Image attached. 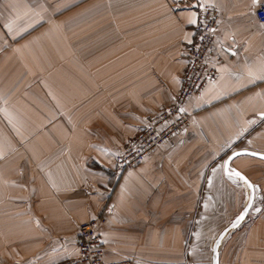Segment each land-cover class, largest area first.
<instances>
[{
    "label": "crops",
    "instance_id": "1",
    "mask_svg": "<svg viewBox=\"0 0 264 264\" xmlns=\"http://www.w3.org/2000/svg\"><path fill=\"white\" fill-rule=\"evenodd\" d=\"M261 3L0 0V264L77 257L80 223L100 216L108 261L213 264L250 196L226 157L264 153ZM207 6L218 74L187 101L189 125L118 175L116 154L175 99ZM231 165L255 199L219 264H264V160Z\"/></svg>",
    "mask_w": 264,
    "mask_h": 264
},
{
    "label": "built area",
    "instance_id": "2",
    "mask_svg": "<svg viewBox=\"0 0 264 264\" xmlns=\"http://www.w3.org/2000/svg\"><path fill=\"white\" fill-rule=\"evenodd\" d=\"M258 20L264 23V3L256 11ZM220 20L214 6L202 9L195 36L188 52V63L181 87L168 106L152 115L143 129L116 154L114 171L121 175L140 165L157 147L171 142L190 123L191 114L185 109L187 101L202 93L205 86L218 74L212 62L216 50V29ZM106 217L85 220L79 225L76 243L79 255L54 264H136L134 259L108 261L99 232Z\"/></svg>",
    "mask_w": 264,
    "mask_h": 264
},
{
    "label": "water",
    "instance_id": "3",
    "mask_svg": "<svg viewBox=\"0 0 264 264\" xmlns=\"http://www.w3.org/2000/svg\"><path fill=\"white\" fill-rule=\"evenodd\" d=\"M236 153H240V155H251V153H256L257 155H251L254 157H258L260 159L264 160V153L262 152H258V151H253L250 149H237L232 151L225 160V172L230 175V172H239L243 177L246 178V180L248 181L247 185L249 187L250 190V196L248 199L247 204L244 206V208L242 209V211L233 219V221L218 235L217 239L214 242V246H213V255H212V263L213 264H219V248H220V244L223 240V238L226 236V234L236 228L237 226H239L247 217L254 199H255V185L254 183L251 181V179L244 174L242 171H240L239 169H235L232 165H231V161L235 158L238 157L240 155H235ZM230 176H235V175H230ZM237 177V176H235ZM239 178V177H237ZM240 179V178H239ZM241 180V179H240ZM244 182V180H242ZM245 183V182H244ZM251 185V186H250ZM243 216V219H240V217Z\"/></svg>",
    "mask_w": 264,
    "mask_h": 264
},
{
    "label": "snow or ice",
    "instance_id": "4",
    "mask_svg": "<svg viewBox=\"0 0 264 264\" xmlns=\"http://www.w3.org/2000/svg\"><path fill=\"white\" fill-rule=\"evenodd\" d=\"M253 2L255 3L256 0H253ZM191 23H195V20H191ZM262 116H264V114H262ZM235 155H240V153H236ZM251 155H257L256 153H251ZM230 175H235L237 177H239L241 180H244V182L247 184L248 181L246 180L245 177H243L239 172H230ZM251 186V185H250ZM240 219H243V216L240 217Z\"/></svg>",
    "mask_w": 264,
    "mask_h": 264
},
{
    "label": "rangeland",
    "instance_id": "5",
    "mask_svg": "<svg viewBox=\"0 0 264 264\" xmlns=\"http://www.w3.org/2000/svg\"><path fill=\"white\" fill-rule=\"evenodd\" d=\"M249 217H246V219L242 222L243 224H245L248 221Z\"/></svg>",
    "mask_w": 264,
    "mask_h": 264
}]
</instances>
